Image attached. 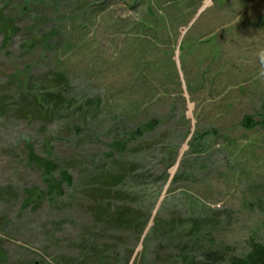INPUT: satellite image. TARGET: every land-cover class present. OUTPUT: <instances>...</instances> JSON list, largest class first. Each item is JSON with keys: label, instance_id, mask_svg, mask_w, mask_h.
I'll use <instances>...</instances> for the list:
<instances>
[{"label": "rangeland", "instance_id": "obj_1", "mask_svg": "<svg viewBox=\"0 0 264 264\" xmlns=\"http://www.w3.org/2000/svg\"><path fill=\"white\" fill-rule=\"evenodd\" d=\"M35 96L57 112L25 116ZM114 159L133 175L108 195ZM123 205L143 234L115 227ZM256 244L264 0H0V264H229Z\"/></svg>", "mask_w": 264, "mask_h": 264}, {"label": "trees", "instance_id": "obj_2", "mask_svg": "<svg viewBox=\"0 0 264 264\" xmlns=\"http://www.w3.org/2000/svg\"><path fill=\"white\" fill-rule=\"evenodd\" d=\"M5 30L7 31V36L12 37L14 34V28L11 22H7L5 25ZM65 81L66 78L63 77L61 74L55 75V78L53 79V83H55L52 87V93L57 92L58 94H61L64 92V87H65ZM20 91L24 92L27 87L25 85H28V81L25 82L24 84V79L20 80ZM56 94V93H54ZM52 107L48 105L47 98L46 99H40L37 98L36 96L34 97V100L32 101L31 104V110L25 112V116L27 115H33L34 112H37L36 110H43L47 113H56L57 109L53 111L51 109ZM60 112V111H59ZM246 121V127L250 128L251 121L249 118L245 119ZM153 125V126H152ZM152 126V127H151ZM154 128V123H150L149 125H146L145 127H141L136 131V134H140L141 136L147 135L149 132H151ZM112 147L115 148L116 152L118 154H123L124 151L126 150V145L124 143H113ZM31 158L32 162L35 164L37 163L40 167V169L46 174L47 177H52L53 174L55 173L57 167L55 164L52 162L40 159L34 155L33 152H31ZM117 164V166H116ZM114 165V167H111ZM109 166L108 172L112 173L107 176L103 175L102 178L104 180L106 179V184L111 185V188H105L103 189V192L111 195L115 189L118 187H121L124 182L131 177L133 174L129 171V169L122 165V163H118L116 159L113 160V164ZM116 166V168H115ZM131 175V176H130ZM60 177L63 182L70 183L72 178L68 170H61L60 172ZM101 180V179H100ZM99 180V181H100ZM47 188H48V194L49 196H62L65 195V191L61 186V184L55 182L54 180L47 181ZM101 190V189H100ZM111 210V209H110ZM115 213L113 214L114 216L116 215V220H115V227L119 230H127L129 228H138L139 233L143 234L144 231L146 230L147 223L141 220L139 216L140 211H135L132 208L128 207L127 205H123V207L119 209H115ZM140 218V219H139ZM158 224V221H156V225ZM217 258L219 260H223V257L215 254V253H209L205 255L204 261L201 260L197 262L196 264H218ZM227 264V263H226ZM229 264H264V245H252V249L250 254L246 258L238 259V258H233Z\"/></svg>", "mask_w": 264, "mask_h": 264}]
</instances>
